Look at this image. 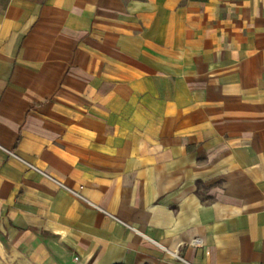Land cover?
I'll use <instances>...</instances> for the list:
<instances>
[{
    "label": "crops",
    "instance_id": "1",
    "mask_svg": "<svg viewBox=\"0 0 264 264\" xmlns=\"http://www.w3.org/2000/svg\"><path fill=\"white\" fill-rule=\"evenodd\" d=\"M0 237L264 264V0H0Z\"/></svg>",
    "mask_w": 264,
    "mask_h": 264
},
{
    "label": "rangeland",
    "instance_id": "2",
    "mask_svg": "<svg viewBox=\"0 0 264 264\" xmlns=\"http://www.w3.org/2000/svg\"><path fill=\"white\" fill-rule=\"evenodd\" d=\"M14 249L0 237V264H15Z\"/></svg>",
    "mask_w": 264,
    "mask_h": 264
},
{
    "label": "built area",
    "instance_id": "3",
    "mask_svg": "<svg viewBox=\"0 0 264 264\" xmlns=\"http://www.w3.org/2000/svg\"><path fill=\"white\" fill-rule=\"evenodd\" d=\"M11 155L17 157V155L11 151H8ZM29 166H32L33 168H35L36 170H38L39 172H41L42 174H45L43 171H41L40 169H38L37 167H34L33 165H30ZM71 191V193H73L75 196L83 199V200H86L85 197L81 194L80 190H75V189H69Z\"/></svg>",
    "mask_w": 264,
    "mask_h": 264
}]
</instances>
